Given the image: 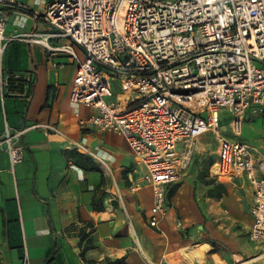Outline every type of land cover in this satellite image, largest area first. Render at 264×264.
Wrapping results in <instances>:
<instances>
[{"label":"crops","instance_id":"1","mask_svg":"<svg viewBox=\"0 0 264 264\" xmlns=\"http://www.w3.org/2000/svg\"><path fill=\"white\" fill-rule=\"evenodd\" d=\"M55 1L19 0L29 10L7 23L8 35L22 37L8 44L0 74L19 73L34 83L22 92L0 86V135L8 127L26 129L22 162L13 168L9 154L0 151V264H24L26 253L30 264H108L120 258L125 264H264V242L250 237L252 182L246 173L230 179L212 174L219 144H212L211 132L197 140L190 166L168 184V212L151 225L154 191L147 184L132 190L145 168L125 136L82 124L92 110L71 101L78 62L26 39L56 29L43 18ZM123 92L114 82L110 101ZM37 122L55 124L62 133L48 134L32 126ZM251 145L264 152V142Z\"/></svg>","mask_w":264,"mask_h":264},{"label":"built area","instance_id":"2","mask_svg":"<svg viewBox=\"0 0 264 264\" xmlns=\"http://www.w3.org/2000/svg\"><path fill=\"white\" fill-rule=\"evenodd\" d=\"M20 10L29 8L19 0H0V61L8 44L22 37L7 34L9 19ZM43 18L56 29L26 39L78 62L71 101L92 110L82 124L125 136L145 168L132 190L147 184L154 191L151 225L158 226L168 212V184L182 176L197 140L211 132L219 144L212 174L248 175L254 188L250 237L264 242V175L257 174L256 161L259 156L264 170V152L221 132L223 109L233 113L237 133L250 108L264 109V0H56ZM52 38L72 42L54 46ZM12 80L29 86L28 76L1 72L2 88L13 92ZM114 82L124 92L109 101ZM32 126L62 133L52 123ZM25 131L8 127L0 135V151L9 154L13 168L25 157ZM24 264H30L27 253Z\"/></svg>","mask_w":264,"mask_h":264},{"label":"rangeland","instance_id":"3","mask_svg":"<svg viewBox=\"0 0 264 264\" xmlns=\"http://www.w3.org/2000/svg\"><path fill=\"white\" fill-rule=\"evenodd\" d=\"M116 97V96H115ZM113 97L107 96V100H111ZM259 111L260 109L257 108ZM221 132L228 136L230 139H243L250 144H261L264 142V112L259 111L252 113L247 112L248 120L243 123L242 131L237 133L232 126L233 113L225 108L222 110ZM212 144H217V137L211 135ZM206 141V140H205Z\"/></svg>","mask_w":264,"mask_h":264},{"label":"trees","instance_id":"4","mask_svg":"<svg viewBox=\"0 0 264 264\" xmlns=\"http://www.w3.org/2000/svg\"><path fill=\"white\" fill-rule=\"evenodd\" d=\"M12 73L14 74V72H12ZM21 81L22 82H20L18 86H15V82L12 80L11 90L13 92H22L23 91V89H24V86H23L24 81L23 80H21ZM27 83L30 84L33 87L34 81H33V79L28 77V82ZM30 92H31V88H30ZM80 156H82V154ZM93 167H96V166L93 165ZM125 263H126V259L125 258H120V259L109 260L108 261V264H125Z\"/></svg>","mask_w":264,"mask_h":264}]
</instances>
